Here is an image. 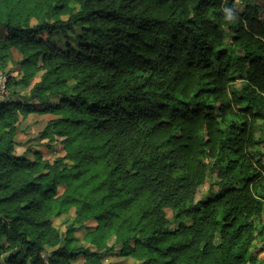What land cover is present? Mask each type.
<instances>
[{
  "label": "trees",
  "instance_id": "1",
  "mask_svg": "<svg viewBox=\"0 0 264 264\" xmlns=\"http://www.w3.org/2000/svg\"><path fill=\"white\" fill-rule=\"evenodd\" d=\"M262 2L0 0V71L16 48L23 72L18 80L7 73L5 88L41 73L18 101L0 102L3 264H104L108 255L137 264H259ZM75 29L78 44H46ZM32 113L57 117L42 137L62 138V158L15 154L19 118ZM214 176L216 192L196 201ZM63 215L71 218L64 233L54 226ZM88 222L95 226L83 239L94 249L75 237Z\"/></svg>",
  "mask_w": 264,
  "mask_h": 264
},
{
  "label": "rangeland",
  "instance_id": "2",
  "mask_svg": "<svg viewBox=\"0 0 264 264\" xmlns=\"http://www.w3.org/2000/svg\"><path fill=\"white\" fill-rule=\"evenodd\" d=\"M259 3L262 4V0H259ZM72 8L75 10L77 5L72 3ZM262 15V13H261ZM67 14H62L59 17L62 19L67 18ZM36 19L32 17L29 20V25L33 26L36 24ZM75 35H69L68 37H63L59 34L53 35L51 38L46 40V44L48 46H56L59 48H63L65 42H70L73 45L78 44V35L81 34V29H75ZM6 40V34L3 29L0 28V47L3 46V42ZM22 56L18 52L16 48L10 49L9 57H6L5 65L2 71H0V102H10V101H18V97L15 94H27L30 92L33 85L38 82L40 72L36 76H34L28 83L27 86H19L11 89L5 88V82L7 80L6 74L8 73L12 80H18L23 76V72L21 70V66L19 62L21 61ZM12 82V81H11ZM31 103L36 104L35 106H39L37 102L31 101ZM56 116L50 114H42V113H32L29 114L26 118H22L20 116L19 122L17 124V133L14 139L15 146L14 152L16 155H25L29 159H33L35 155H39L43 160H47L49 162H53L56 158H62L64 156L63 144L61 143L62 138L54 137V140H50L48 138H43L42 135L45 132V129L48 123L54 119ZM255 137L264 140V126L262 123L258 122L254 125ZM259 149L264 153V144L259 146ZM216 181V177L212 179L211 182H206L203 186H201L198 190L196 201H202L208 198L210 195H213L217 187L214 185ZM63 187H59V193H61ZM167 218L172 217V212L169 209H166ZM73 215V211H71V217ZM183 221L185 225L191 224V217L183 216ZM263 221H264V213H263ZM71 223V218L63 215L59 219L54 222V226L57 227L62 233H64L67 227ZM95 226L94 222H88L84 228H78L75 232V237L77 238L78 245L85 246L91 249H94L93 246L86 242L83 238L85 235ZM171 226H175L172 224ZM110 243V242H109ZM256 251H258L257 255V263L264 264V250L261 249V242L258 239L253 241L252 245ZM52 249L47 248L45 252L42 253L43 258L46 260L51 254ZM9 255L7 253L0 254V263L3 264L6 261ZM121 262L124 264H137V260L132 257H128L126 259L118 258L113 256H104L103 263H116ZM76 264H81V262H77Z\"/></svg>",
  "mask_w": 264,
  "mask_h": 264
}]
</instances>
